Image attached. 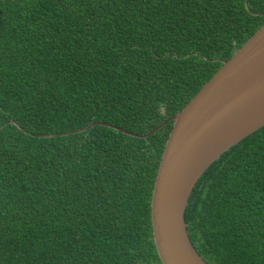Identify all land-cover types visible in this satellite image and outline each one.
I'll use <instances>...</instances> for the list:
<instances>
[{"label":"trees","instance_id":"trees-1","mask_svg":"<svg viewBox=\"0 0 264 264\" xmlns=\"http://www.w3.org/2000/svg\"><path fill=\"white\" fill-rule=\"evenodd\" d=\"M247 7L0 0V264H161L150 197L171 121L60 133L155 127L264 22V0ZM184 218L208 264H264V126L204 171Z\"/></svg>","mask_w":264,"mask_h":264},{"label":"water","instance_id":"water-1","mask_svg":"<svg viewBox=\"0 0 264 264\" xmlns=\"http://www.w3.org/2000/svg\"><path fill=\"white\" fill-rule=\"evenodd\" d=\"M245 4L247 7V0ZM168 121L171 128L150 197L152 240L161 264H208L190 240L184 212L204 171L231 146L264 126V22L228 59L221 61L220 67L180 110L145 133L93 121L60 134L80 132L99 124L145 137Z\"/></svg>","mask_w":264,"mask_h":264}]
</instances>
